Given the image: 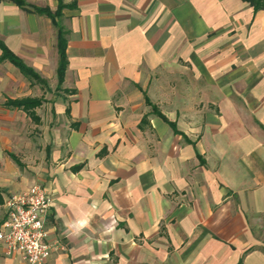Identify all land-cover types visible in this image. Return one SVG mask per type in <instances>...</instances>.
<instances>
[{
	"label": "crops",
	"instance_id": "0c3cea01",
	"mask_svg": "<svg viewBox=\"0 0 264 264\" xmlns=\"http://www.w3.org/2000/svg\"><path fill=\"white\" fill-rule=\"evenodd\" d=\"M24 1L0 0V42L46 83L0 46V228L41 183L44 264H264V5ZM0 264L28 263L0 242Z\"/></svg>",
	"mask_w": 264,
	"mask_h": 264
},
{
	"label": "built area",
	"instance_id": "2783aa9c",
	"mask_svg": "<svg viewBox=\"0 0 264 264\" xmlns=\"http://www.w3.org/2000/svg\"><path fill=\"white\" fill-rule=\"evenodd\" d=\"M52 204V196L41 183L8 195V217L0 228V242L9 255H21L28 264L45 263L54 249L46 228Z\"/></svg>",
	"mask_w": 264,
	"mask_h": 264
},
{
	"label": "trees",
	"instance_id": "16d2710c",
	"mask_svg": "<svg viewBox=\"0 0 264 264\" xmlns=\"http://www.w3.org/2000/svg\"><path fill=\"white\" fill-rule=\"evenodd\" d=\"M17 3H19L21 6H26L27 3L24 0H15ZM257 8L264 5V0H250ZM63 5H60V9L56 14H60V11L62 9ZM42 12H46L53 17H55V14L53 15L50 13L47 9H40ZM67 32L63 27L60 26L59 29V35H58V50L60 55V61L58 66V87H62V84L65 79L66 69L68 66V58H67ZM0 46L3 50V54L1 56V60H9L14 65H16L20 71L26 75L28 78L36 80L37 82L46 83V80H44L38 72H36L32 67L27 65L19 56H17L15 53H13L8 47H6L3 43L0 42ZM146 101L148 104H150L153 108V110L158 113L162 118L168 121L166 116L158 109V107L153 104L149 97H146ZM43 103V99L41 98H35V97H25L21 99H8L6 101V104L8 106L12 107H19L24 109L28 115H31L32 118H38L36 116V113L34 109L37 106H40ZM170 124L173 126V128L178 131L177 126L174 122H170ZM18 160V159H16ZM19 162V160H18Z\"/></svg>",
	"mask_w": 264,
	"mask_h": 264
}]
</instances>
